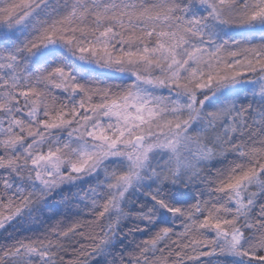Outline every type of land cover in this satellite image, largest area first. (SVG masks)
Wrapping results in <instances>:
<instances>
[{"label": "snow or ice", "instance_id": "snow-or-ice-1", "mask_svg": "<svg viewBox=\"0 0 264 264\" xmlns=\"http://www.w3.org/2000/svg\"><path fill=\"white\" fill-rule=\"evenodd\" d=\"M0 264H264V0H0Z\"/></svg>", "mask_w": 264, "mask_h": 264}]
</instances>
